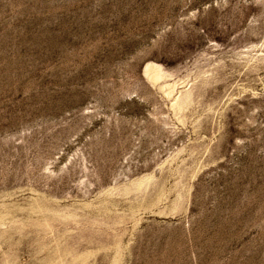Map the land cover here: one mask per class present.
<instances>
[{"label": "rangeland", "instance_id": "rangeland-1", "mask_svg": "<svg viewBox=\"0 0 264 264\" xmlns=\"http://www.w3.org/2000/svg\"><path fill=\"white\" fill-rule=\"evenodd\" d=\"M0 264H264V0H0Z\"/></svg>", "mask_w": 264, "mask_h": 264}]
</instances>
